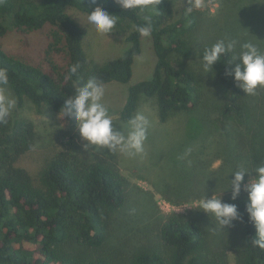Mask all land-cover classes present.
<instances>
[{"label":"trees","instance_id":"obj_1","mask_svg":"<svg viewBox=\"0 0 264 264\" xmlns=\"http://www.w3.org/2000/svg\"><path fill=\"white\" fill-rule=\"evenodd\" d=\"M173 1L186 0H161L160 16L152 17L150 37L156 61L149 79L128 87L119 112L123 122L132 119L140 95L155 99L162 123L172 114L196 106V74L174 65L170 57L172 53L182 57L193 54L188 36L197 28L200 13L194 8L189 12L192 6L186 4L176 17ZM96 6L117 17L119 25L113 34H124L128 44L118 58L102 65L87 59L82 48L84 31L66 12L72 7L87 14ZM142 11L122 9L114 0H0V68L7 70V88L17 101L7 122L0 123V264H230L227 250L236 254L233 264H264V250L251 243L255 230L245 213L243 190L236 200H231V193L223 197V201L237 205L241 217L235 221L240 228L237 239H221V250L211 246L203 217L170 213L157 232L166 250L142 249L117 263L106 249L107 218L126 203L125 179L116 168L69 150L47 161L37 180L15 165L35 144L33 121L16 112L26 101L38 109L58 112L64 100L89 78L103 84L130 81L133 64L142 50V36L137 31L145 26ZM8 14L14 29L24 32L48 28L51 42L46 53L63 51V71H58L55 64L51 65L53 72L31 65L2 48L1 38L8 30L2 18ZM233 57V51L223 56L212 71L226 91L220 115L238 120L228 140L232 159L236 160L234 166L251 159L258 167L264 164V88H258L251 97L243 93L232 77L225 75ZM72 64H79V68L69 79Z\"/></svg>","mask_w":264,"mask_h":264},{"label":"rangeland","instance_id":"obj_2","mask_svg":"<svg viewBox=\"0 0 264 264\" xmlns=\"http://www.w3.org/2000/svg\"><path fill=\"white\" fill-rule=\"evenodd\" d=\"M192 3L193 0L173 1L175 16L178 17L183 6H192ZM194 10H199L200 16L197 28L188 36L193 44V54L182 57L172 53L170 60L174 65L188 68L196 74V106L190 111L176 112L162 123L157 117L155 99L140 95L133 117L140 113L149 121L142 153L129 155L118 149L84 151L81 147L84 142L80 140L71 119L65 117L59 120L58 112L38 109L29 101L25 102L22 110L16 111L33 121L36 135L33 148L22 154L15 165L25 169L35 180L46 162L63 150L109 164L124 177L126 203L121 210L107 218L109 239L106 249L117 263H122L142 249L158 247L159 250H166L157 238V232L163 219L170 213L203 217L208 238L215 249L221 250L226 238L236 240L240 232L235 221L232 226L223 229L214 216L196 208L197 202L205 197H218L223 192V199L230 194L229 179L232 173L246 170L249 173L245 176L246 183L257 167L251 159L245 162V158L242 164L234 166L236 160L232 159L228 140L238 120L220 115L226 91L213 72L204 73L201 55L219 40H224L226 44L237 42L233 49L234 56H238L239 45L245 42L255 44L264 52V0H202V7ZM66 12L84 31L82 48L90 62L102 65L118 58L128 47L124 34H113L116 27L110 34H100L87 23L86 13L72 7L66 8ZM141 14L144 17L151 15L147 9ZM2 19L8 30L1 38V46L7 53L31 65H40L47 71H52L53 64L58 71L64 70L63 51L46 53L51 42L48 28L23 32L11 26L10 14ZM141 49L128 83L111 81L103 84V102L113 117V124L125 135L130 130L129 121H121L119 112L126 101L128 87L149 79L156 61L150 35L141 37ZM257 105L260 106V103ZM61 124L63 127L59 126ZM240 153L243 155V152ZM227 257L230 264L236 260L232 250H227Z\"/></svg>","mask_w":264,"mask_h":264},{"label":"clouds","instance_id":"obj_3","mask_svg":"<svg viewBox=\"0 0 264 264\" xmlns=\"http://www.w3.org/2000/svg\"><path fill=\"white\" fill-rule=\"evenodd\" d=\"M95 3V0H93ZM122 9H147L151 15L145 17V26L139 27L137 31L141 36L148 37L152 32V17L160 15L158 5L161 0H114ZM202 7V0H193L192 8ZM87 23L94 27L100 34H110L117 24V17L105 9L96 6L86 16ZM236 41L225 43L219 40L202 53V68L204 73L213 71L214 65L221 61L236 47ZM238 56L229 61L230 67L226 68L225 75L231 76L236 86L243 93L254 95L258 88H264V52L251 43L245 42L239 45ZM233 61H238L233 63ZM79 64L69 67V79L77 73ZM8 72L0 68V123L7 122L16 106V99L8 92ZM105 88L103 82L92 77L82 87H77L73 95L64 100L63 105L57 113V119L65 117L74 121L76 131L82 143L84 151L89 149L96 151L106 149L107 151L120 150L129 155L142 153L144 142L147 138L149 121L145 115L137 113L129 121L130 130L125 135L113 124V117L103 102ZM63 127V125H59ZM246 170L236 171L231 174L230 188L231 200H236L241 191L246 193L247 203L245 213L248 221L255 230V238L251 240L253 246L264 250V164L254 169V175H249L245 183ZM217 197L211 195L197 202L196 208L206 214L215 217L219 226L223 229L232 226V222L240 219L241 214L235 203L223 201L222 194Z\"/></svg>","mask_w":264,"mask_h":264}]
</instances>
